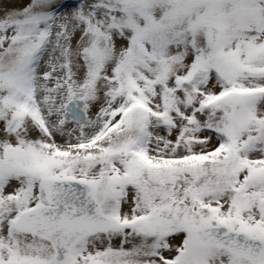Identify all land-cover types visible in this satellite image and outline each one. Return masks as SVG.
I'll use <instances>...</instances> for the list:
<instances>
[{"label": "snow or ice", "instance_id": "obj_1", "mask_svg": "<svg viewBox=\"0 0 264 264\" xmlns=\"http://www.w3.org/2000/svg\"><path fill=\"white\" fill-rule=\"evenodd\" d=\"M0 264H264V0H0Z\"/></svg>", "mask_w": 264, "mask_h": 264}]
</instances>
